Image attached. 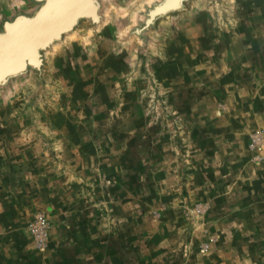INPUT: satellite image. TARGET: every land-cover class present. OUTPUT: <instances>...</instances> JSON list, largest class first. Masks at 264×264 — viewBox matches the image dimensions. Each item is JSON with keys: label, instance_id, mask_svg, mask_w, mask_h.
I'll list each match as a JSON object with an SVG mask.
<instances>
[{"label": "rangeland", "instance_id": "obj_1", "mask_svg": "<svg viewBox=\"0 0 264 264\" xmlns=\"http://www.w3.org/2000/svg\"><path fill=\"white\" fill-rule=\"evenodd\" d=\"M145 1L115 21L122 31ZM261 2L223 12V40L233 21L253 28L240 33L249 73H264V14L251 13ZM207 3L194 7L201 19ZM83 29L79 37L93 38ZM215 38L220 54L226 45ZM172 39H158L165 52L151 50L139 66L115 53L106 80L83 44L66 67L47 64L40 97L31 75L0 99V264H264V154L250 147L264 132V84L241 109L233 104L239 112L223 111V99L195 95L198 74L185 81L180 57L166 61ZM70 89L83 97L72 101ZM40 213L48 236L36 248L28 227Z\"/></svg>", "mask_w": 264, "mask_h": 264}, {"label": "crops", "instance_id": "obj_2", "mask_svg": "<svg viewBox=\"0 0 264 264\" xmlns=\"http://www.w3.org/2000/svg\"><path fill=\"white\" fill-rule=\"evenodd\" d=\"M225 1L226 5L223 6V10H221L222 12L219 9H210L209 7V9H204V12L202 9L199 10L204 14L202 19L200 18V15L196 16V12H194V9H192L190 12H187V14L185 13L180 15L175 21L168 20L167 22L162 23L160 34L157 36V40L159 39L161 42V40H163L169 34L174 35V39L172 40H174V42L176 41L177 43H174V45H170V47H168V57L170 58H168V60L166 59V61L169 63V65H173L178 62L174 61V57H180L181 66L183 72L185 73V81L187 82L193 80L190 73L198 74L196 75V78L199 79L202 86H200L199 89H196V96H217L221 100L223 99V102L225 104V110L222 109L223 111H229L230 109L231 111H237V109L234 108V105H238V108L240 106L239 109H241V105H244V102H241L243 101L241 100L242 97H253L255 91L262 94V92L260 91L263 88L261 85L264 84V73H249L243 68V66H247L252 62L246 61L247 58L240 55L241 51L239 48L243 43H245V39L242 38L240 33L241 30L243 31V33L244 30H247L252 34L253 28L247 29L245 27V29H241L240 23L238 26L236 21H233L234 28L231 32V35L225 37L224 40L222 39L224 37L220 36L222 35L221 32L228 31V25L225 23V14H223V12H226V9L229 10L231 5H233L235 2H238V0ZM18 2L19 0H0V17L5 14L4 12H10L11 9L19 7ZM261 4L264 8V2H261ZM251 13L252 15L255 16L256 14L257 16L258 13L259 15L264 14V11H256V13ZM123 15H126V13L114 11L111 29L109 31L98 29L96 32V36L93 39L89 38V40H86L83 36L79 37V35H73L72 37L67 39V41H65L63 45L56 48L54 52L48 57L47 70L59 68V66L62 64V68L66 67L68 64L66 63L68 53H75L78 47L82 46L83 44L84 46L87 44L91 46V54L94 56L95 61L99 65L104 64V72H106V74H103L102 77L105 80L108 76H111V74H113V60L115 58L114 55L130 52L129 55L131 56V58L126 62L130 64L129 62L131 60L134 67L143 64V62H145V60L149 58L151 50L163 51L160 48V42H158V47H156V45H153L154 49H152L151 47L150 49H148V53L146 54L145 58H142V56V59L136 57V49L138 46L136 45L133 49V46L135 45V41H133V38L128 42L119 41L120 35H122L124 31L127 30L128 24L126 26V29L122 31L123 28H120L117 23H115V21L122 20ZM189 20L194 21L188 22ZM218 22H220L221 24ZM262 22L263 23L261 24H263L264 27V21ZM216 26L218 28H216ZM256 32L257 31L255 29L254 33ZM216 35H218L222 39L221 46L223 47V43L226 45V51L224 50L225 52L219 49L220 54L218 53V51H213V49H218V46L215 45V43H220V41L215 38ZM230 37L232 38L229 39ZM244 37H246V35ZM236 41L238 42V45H235ZM164 52L165 51H163V53ZM199 53L202 54L199 55ZM154 74H156V77H158L159 72ZM102 77H98L96 80H101ZM178 77V74H170V76L166 80H174L175 82H177ZM158 79L161 80L160 77H158ZM257 79H259V83ZM215 82L218 83L217 87L214 84ZM255 86L257 87L255 88ZM70 88L73 89V86ZM71 89L69 90L70 93L68 94V96L71 97L72 101L77 99L78 96L83 97V94H72ZM232 97H234L233 101L231 100ZM238 97H240L239 101L236 102V99ZM229 104L234 105L230 106ZM241 111L245 110L243 109ZM239 119L244 121L242 114L241 117L239 116ZM246 127L247 124L241 122L240 128L245 129ZM7 140L2 139V142H0V144H7ZM5 152H7V156L9 157L11 154L9 149H4L3 154H5ZM262 192L264 193V191ZM255 200L260 201L261 199Z\"/></svg>", "mask_w": 264, "mask_h": 264}, {"label": "water", "instance_id": "obj_3", "mask_svg": "<svg viewBox=\"0 0 264 264\" xmlns=\"http://www.w3.org/2000/svg\"><path fill=\"white\" fill-rule=\"evenodd\" d=\"M77 1L23 0L25 7L13 8L0 17V99L7 97L18 84L28 81L31 75H35L41 82L32 98L42 95L47 85L43 73L48 57L64 44L79 23L88 25L94 33L99 18L95 23L83 11L72 13ZM81 1H90L97 16L96 3L102 0ZM109 1L115 11L122 13L140 0ZM198 4L199 0H147L140 5L132 17L131 25L120 35L119 41L128 42L135 36L138 46L136 57L145 58L148 49L158 44L156 36L160 34L162 23L175 21ZM224 5L225 0H208L207 3L210 9L222 8ZM34 61H37L36 66Z\"/></svg>", "mask_w": 264, "mask_h": 264}, {"label": "built area", "instance_id": "obj_4", "mask_svg": "<svg viewBox=\"0 0 264 264\" xmlns=\"http://www.w3.org/2000/svg\"><path fill=\"white\" fill-rule=\"evenodd\" d=\"M250 147L259 154H264V132L255 134L250 138ZM28 230L36 248H42L46 245L48 226L44 214L36 215Z\"/></svg>", "mask_w": 264, "mask_h": 264}, {"label": "flooded vegetation", "instance_id": "obj_5", "mask_svg": "<svg viewBox=\"0 0 264 264\" xmlns=\"http://www.w3.org/2000/svg\"><path fill=\"white\" fill-rule=\"evenodd\" d=\"M138 3V2H137ZM136 3V4H137ZM18 4H19V7H17V8H23V7H25V3L23 2V0H19V2H18ZM97 4V7H98V9H97V16H98V18H99V25L97 26V25H95L94 26V33H92L91 32V30H90V28H89V26H86V24H82L81 25V23H79L77 26H75L74 27V29L72 30V35L70 36V37H72L73 35H77L78 34V32H80V28H82L83 27V25H84V27H85V29H83V30H85L86 32H91L90 34H92V37L94 38L95 36H96V32H97V30L98 29H100V30H104V31H109L110 29H111V27H112V19H113V15H114V9L112 8V5H111V2L109 1V0H102V1H100V2H98V3H96ZM135 5V4H134ZM140 8V7H139ZM138 8V9H139ZM12 10V9H11ZM129 10H130V8H128L127 10H125L124 12L126 13V12H129ZM138 11V10H137ZM137 11H135V12H133V15L131 16V17H133L134 15H135V13L137 12ZM116 12H118V11H116ZM121 13V12H120ZM132 19V18H131ZM89 20L90 21H92V19H91V17H89ZM70 37H68V39L70 38ZM93 38H91V39H93ZM67 41V40H66Z\"/></svg>", "mask_w": 264, "mask_h": 264}, {"label": "bare ground", "instance_id": "obj_6", "mask_svg": "<svg viewBox=\"0 0 264 264\" xmlns=\"http://www.w3.org/2000/svg\"><path fill=\"white\" fill-rule=\"evenodd\" d=\"M78 11H80V12L83 11L84 13L90 15L91 19L94 20L95 23H96V20H97L98 16H95V7L93 6V4H91L90 1H84V2L81 1V0L77 1L76 4H75V11L72 12V13L75 14ZM129 14H131V12H126V15H129ZM129 20L131 21V16H130ZM134 38H136V37L134 36ZM134 38H133V41L136 42V40ZM32 62H33V55H32ZM34 62H35V66H36L37 61H34ZM33 65H34V63H33Z\"/></svg>", "mask_w": 264, "mask_h": 264}]
</instances>
